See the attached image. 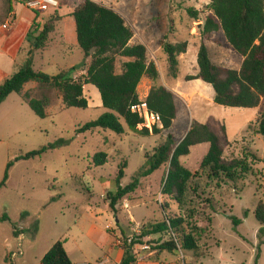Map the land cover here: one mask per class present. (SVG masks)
I'll use <instances>...</instances> for the list:
<instances>
[{"label": "rangeland", "instance_id": "374dc122", "mask_svg": "<svg viewBox=\"0 0 264 264\" xmlns=\"http://www.w3.org/2000/svg\"><path fill=\"white\" fill-rule=\"evenodd\" d=\"M60 1L58 16L62 18V22L56 25L58 31L53 34V45L46 59L43 62L37 61V65H43V72L56 76L58 68L64 69L72 63H76L77 67L85 62V66L75 72V78H78L86 73L91 59L83 57L80 60L72 13L85 0ZM92 1L113 9L125 19L134 31L132 44L145 45L150 61L160 59L158 71L166 79L177 82V78L171 73L164 46L188 43L190 51L179 57L178 66V76L182 77L180 79L185 87H180L181 93L178 95L187 100L186 104L175 98L178 117L171 131L158 136L143 137L134 134L124 122V135L105 130L79 134L77 130L80 126L97 120L107 112L102 107L99 91L93 86L84 87V95L89 104L87 110L66 108L61 96L54 90L50 91L48 95L51 97V107L47 111L50 115L45 119L37 117L35 132L0 144L7 153L8 161H13V165L18 166L11 169L6 186L0 189V204L10 201L16 206L19 200L32 193V190L20 187V182H25L23 180L42 182L35 191L36 196L49 202L47 208L42 209L41 215L34 220L23 219L24 225L33 221V227L38 222L40 232L37 241H33L32 234H26L25 241H20L14 234L13 225H6L7 232L3 236L8 237L9 246L8 249L0 247V264H40L50 250V245L60 239L67 240L65 247L72 259L80 257L82 263L95 264L96 259L103 255L102 244L106 239L109 245L114 243L119 246L118 240L125 242L119 229L124 230L125 238L133 236L134 240L144 227L164 221L166 213L161 206L166 203L170 205L167 213L171 216L188 217L190 227L196 228L194 232L199 237L201 252L205 256L198 261L192 252L180 250L171 254L155 250L156 246L171 238L166 233L147 237L143 245L135 247L140 252L137 260L144 262L143 264H264V226L260 225L254 215L258 203L264 202V137L257 133L258 124L250 126L235 144L221 141L225 149L234 148L235 157L248 160L251 171L242 180L219 184L217 180H209L206 173H200L190 184L185 205L178 207L161 194L168 174V166H164L149 177H141L137 190L118 202L116 212L109 205V195L116 193L119 187V170L123 169L125 173L120 186L131 184L133 177L144 169L146 155L154 152L169 133L181 141L196 120L216 115L225 120L229 140H235L242 135L245 125L253 121L255 111L240 113L236 109L218 105L212 107L209 100L193 96L195 89H188V78L199 73L198 63L196 66L193 55L201 44L207 46L214 64L234 70H239L242 65V58L234 51L231 53L232 48L222 31L203 34L205 20L212 14L211 0ZM193 11L198 13V17L193 16ZM49 16L42 17V26L50 20ZM48 62L53 64L50 66ZM123 62L125 61L120 60L118 63L117 73L122 72ZM160 84L163 85L161 77ZM153 85L149 79L142 80L138 88L140 99H147ZM29 87L26 92L39 96L38 84L32 83ZM149 126L145 120V127L152 131L154 127ZM212 128L217 130L218 135L224 134L223 126L212 125ZM59 140L64 141L62 146L34 159L37 162L35 172L25 173L21 165L23 163L16 161L23 154ZM99 152L109 155L108 163L103 167L94 165L93 157ZM202 153L201 148L192 150L189 156L181 160L182 164L195 173L200 169ZM124 162L127 167L123 166ZM4 173L0 170V184ZM127 204L128 209L125 207ZM19 205L34 207L35 203L27 201ZM233 218L244 222L240 230L233 224ZM12 222L15 225L14 220ZM146 244L150 250L142 251L140 247ZM119 247L123 249L124 246ZM261 252L262 258H258ZM13 253L17 254L15 258H12Z\"/></svg>", "mask_w": 264, "mask_h": 264}, {"label": "trees", "instance_id": "16d2710c", "mask_svg": "<svg viewBox=\"0 0 264 264\" xmlns=\"http://www.w3.org/2000/svg\"><path fill=\"white\" fill-rule=\"evenodd\" d=\"M210 9L212 14L205 20L203 34L222 31L232 50L244 60L239 70L218 66L211 60L207 46L201 44L197 56L199 73L189 77L188 81L202 80L211 85L215 91L214 102L221 107L256 109L263 104V111L257 120V133L264 137V0H211ZM11 11L12 8L9 7L8 13ZM192 14L198 17L196 11ZM49 18L43 26L38 18L34 21L32 31L27 36L30 50L26 64L0 85V105L9 95L17 94L38 118L45 119L48 117L47 109L50 106V91L54 90L61 96L66 108L87 110L89 104L84 95V87L93 86L99 91L102 107L107 112L97 120L80 126L77 130L79 134L105 130L124 135L126 128L123 122L130 131L143 137L158 136L171 131L178 113L175 96L160 84V72L155 62L149 60L146 46L132 44L134 31L119 13L92 0H85L72 13L78 47L85 59H91L86 73L78 78H75L76 67L60 71L56 76L33 68V54L47 48L50 35L55 33L56 25L62 21L58 10ZM188 47L187 42L164 46L174 78H178L179 57L187 53ZM93 49L96 51L91 54ZM120 60L125 62L122 64V72L117 73ZM144 78L154 84L146 101L150 111L158 114L162 123V128L154 127L152 131L144 126V118L130 109L132 105L140 102L138 88ZM31 83L38 84L39 96L26 92L25 87ZM222 131L225 132L224 127ZM205 143L210 145L209 152L203 158L200 169L194 173L187 169L181 160L190 155L194 146ZM63 144L64 141L59 140L23 154L16 161L41 158L48 151ZM108 158L105 152L97 153L93 157L95 167L105 166ZM126 165L124 162L123 166L127 167ZM12 166L13 162L7 164L0 189L6 186ZM164 166H168V174L161 194L178 207L185 205L190 184L200 173H206L209 180H217L220 184L236 183L251 171L247 159H225V150L216 129L195 122L181 141L169 133L154 152L146 155L144 169L136 174L133 182L126 187L120 186L125 173L123 169L119 170V187L116 193L109 195V205L113 212H116L120 200L137 190L141 177H149ZM161 208L166 213L165 220L148 228L144 227L142 233L130 244L127 237L125 238L124 230L119 229L125 240L124 256L120 264H135V247L143 245L147 237L162 236L166 233L170 234L171 238L156 246L155 250L171 254L180 250L192 252L198 261L205 256L201 252L199 237L194 232L196 228L190 227L188 217L168 214V203L163 204ZM254 215L260 225L264 226L263 201L258 203ZM232 220L235 227L242 222L236 218ZM0 223L12 224L15 236L19 235L7 214L0 215ZM38 228L36 222L30 233L34 236ZM66 243L65 239L58 240L40 264H73L65 248Z\"/></svg>", "mask_w": 264, "mask_h": 264}, {"label": "crops", "instance_id": "0c3cea01", "mask_svg": "<svg viewBox=\"0 0 264 264\" xmlns=\"http://www.w3.org/2000/svg\"><path fill=\"white\" fill-rule=\"evenodd\" d=\"M60 1V0H59ZM61 3V1H60ZM11 7L12 11L8 13V8ZM30 10L25 8L24 6L20 4H16L14 2H11L10 0H0V85L3 84V82L12 76H14L20 68L24 67L28 58V52L30 50V46L27 42V36L32 31V26L34 21L38 18L41 23H43L42 17L51 16V14H44L37 16L36 13L32 12L29 13ZM29 13V14H28ZM53 14V13H52ZM62 22V21H61ZM57 29L56 32L57 33ZM62 34V32H60ZM53 33L50 35L49 42L47 44V48L44 51H38L33 54V68L35 70H43V65H37V61L43 62L44 58L46 59L47 53L49 49L53 45ZM64 38V37H63ZM52 42V43H51ZM74 48V46H72ZM76 47V46H75ZM190 51V49H189ZM188 51V52H189ZM199 49H196L195 54L193 55L195 64L197 66V56H198ZM231 53H234L233 50H231ZM79 57L80 60L83 59L84 54L82 50H79ZM222 55V54H221ZM223 57V56H222ZM155 63L158 67V70L160 69L159 63L160 59H155ZM242 58V63H243ZM167 63V60H166ZM50 66L53 64V62H48ZM40 66V67H39ZM42 66V67H41ZM76 66V63L70 64L68 67L58 68L59 73L63 70H69ZM197 72V69L195 70ZM58 73V74H59ZM50 76H53L49 73H47ZM57 75V74H56ZM196 76V75H195ZM182 77L178 76L177 82L171 81L169 79H166V77L161 76L162 84L165 86L168 90L172 91L175 95V98L178 100H182L186 104V99L179 97L180 87H184V84L182 83L181 79ZM32 84V83H31ZM30 85V84H29ZM27 85L25 87V90L27 91L30 87ZM90 87V86H89ZM152 87V86H151ZM188 89H195L193 92V96L196 95V97H199L200 99H206L209 100V104L212 107H215V91L211 85H208L204 83L202 80H192L189 82ZM187 98V97H186ZM177 110L178 105L176 103ZM51 107V106H49ZM48 107V108H49ZM231 109V108H230ZM240 113L243 111H255V115L253 117V121L246 124L241 132L242 135L238 137L235 140H229L227 133H228V127L225 123V120L222 119L216 115H210L205 116L201 120H196V122L201 124H206L209 127L212 128V125H221L225 128L224 134L219 133V137L221 138L222 142H228V144H235L239 139H241L247 130L250 128V126L257 124V120L260 116V114L263 111V106H260L256 109H236ZM48 111V109H47ZM179 112V110H178ZM33 115V116H32ZM50 113L48 112V117ZM178 117V114H177ZM37 116L33 113V111L29 108V106L16 94L9 95L4 102L0 105V144L3 142L15 138L17 136L26 134V133H33L34 126L38 124V121L36 120ZM39 119V118H38ZM193 123V121H192ZM192 126V124H191ZM190 126V128H191ZM190 128L188 132L190 131ZM187 132V134H188ZM96 133V132H95ZM186 134V135H187ZM183 136L181 140H183L185 137ZM225 137V139H224ZM227 139V140H226ZM3 146H0V170L2 172H5L7 164L9 163L7 158L6 151L3 150ZM224 147V146H223ZM234 147V146H233ZM196 148L203 149V157L204 158L207 153L209 152L210 145L205 143L201 145H197L192 148L194 151ZM191 150V152H192ZM225 159L230 161L235 157V151L234 148H230V150L225 149ZM109 156V155H108ZM231 156L230 159H227V157ZM203 160V159H202ZM11 162V161H10ZM13 162V161H12ZM19 163H23V169L24 172L29 173L35 172L37 168V162L32 160H20L17 161ZM202 162V161H201ZM18 164V163H17ZM15 167H18L15 165L12 166L11 169H14ZM10 169V171H11ZM10 174V172H9ZM30 176V175H29ZM10 177V176H9ZM9 180V179H8ZM25 182H20V187L23 190H32V193L30 192L28 197H23L22 200H19L16 206H14L10 201L0 204V215L7 214L12 220H14L16 229L19 233L18 236H16L17 239H20V241H25L26 234H30L28 232H31L33 229V221L30 224L24 225L23 219H29L34 220L37 216L41 215V211L44 208H47L49 205V202L40 200V197L36 196V189L40 188L42 182H28L26 180H23ZM19 184V183H18ZM19 186V185H18ZM17 186V187H18ZM7 188V187H6ZM27 198V199H24ZM2 201V200H0ZM31 201L32 203H35L34 207H28L26 205L20 206L19 204L22 202ZM37 204V205H36ZM23 215H25L23 217ZM249 216V215H248ZM27 217V218H26ZM33 217V218H32ZM36 221V220H35ZM242 221V220H241ZM7 224L9 223H0V247L7 248L9 246V240L8 237L4 238V233L7 232ZM244 222L242 221L241 224H239L238 230L243 226ZM109 227V225H108ZM107 227V229H108ZM236 227V228H237ZM39 228L38 232L32 237L33 241H37V236L39 235ZM8 234V233H7ZM244 238V237H242ZM56 243V242H55ZM54 243V244H55ZM20 244V243H19ZM50 245V249L54 245ZM260 246V245H258ZM66 248V247H65ZM103 249V255L100 256L98 259H96L95 264H120L122 262L123 256H124V250L115 245H109L108 239L102 244ZM68 252V251H67ZM153 254V253H151ZM68 255L70 259L72 260L73 264H85L82 263L83 261H80V257H77L76 260L71 258L70 253L68 252ZM262 258V252L258 255V258ZM144 262H141L140 260H137L135 264H143ZM152 264H165L162 262H152Z\"/></svg>", "mask_w": 264, "mask_h": 264}, {"label": "built area", "instance_id": "2783aa9c", "mask_svg": "<svg viewBox=\"0 0 264 264\" xmlns=\"http://www.w3.org/2000/svg\"><path fill=\"white\" fill-rule=\"evenodd\" d=\"M10 1L24 6L28 10L36 13V15L52 14L55 13L60 7L59 0H10ZM130 109L133 113L138 114L140 117L144 118L146 122L150 124L149 128L162 127L160 116L150 111L145 98L140 99V102L138 104L132 105ZM125 207L128 209L129 207L128 204L125 205ZM132 240H133V236L128 237L127 238L128 244H130ZM124 244L125 242L118 240L119 246H124ZM140 249L142 251H146V250H150V247L146 244L140 247ZM139 253H140L139 250L134 249L133 254L135 255L136 259H138L137 256L139 255ZM16 256H17L16 253L12 254V258H15Z\"/></svg>", "mask_w": 264, "mask_h": 264}, {"label": "water", "instance_id": "95a60500", "mask_svg": "<svg viewBox=\"0 0 264 264\" xmlns=\"http://www.w3.org/2000/svg\"><path fill=\"white\" fill-rule=\"evenodd\" d=\"M95 51H96V49H93V50L91 51V54H93ZM83 66H85V62H83L81 65L77 66V67H76V70H79V69H80L81 67H83Z\"/></svg>", "mask_w": 264, "mask_h": 264}]
</instances>
